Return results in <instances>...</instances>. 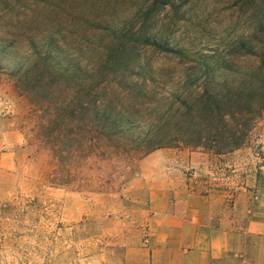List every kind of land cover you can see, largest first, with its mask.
Here are the masks:
<instances>
[{
  "label": "rangeland",
  "instance_id": "obj_1",
  "mask_svg": "<svg viewBox=\"0 0 264 264\" xmlns=\"http://www.w3.org/2000/svg\"><path fill=\"white\" fill-rule=\"evenodd\" d=\"M152 1L58 0L53 11L27 3V10L0 18V49L12 43L7 53L14 56L4 64L7 70L29 64L31 46L53 44L57 67L92 66L110 36L133 25L143 27L150 41L185 52L182 57L140 47L136 63L150 67L153 82L147 86L161 93L193 61L188 52L225 50L250 33V11L241 0H159L147 15ZM61 91L69 94L64 86ZM32 110L9 76L0 74V264H121L128 246L144 247L153 235L141 174H153L161 186L164 178L154 174L170 167L178 182L208 194L214 212L230 225L233 251L225 264H264V118L251 148L221 157L161 149L141 160L122 187L120 181L100 185L97 176L108 171L103 165L93 172L91 188L77 189L47 182L49 157L39 151L36 136L42 113Z\"/></svg>",
  "mask_w": 264,
  "mask_h": 264
},
{
  "label": "trees",
  "instance_id": "obj_2",
  "mask_svg": "<svg viewBox=\"0 0 264 264\" xmlns=\"http://www.w3.org/2000/svg\"><path fill=\"white\" fill-rule=\"evenodd\" d=\"M241 1L250 11V33L225 50L188 52L193 61L161 93L147 86L153 82L150 67L136 63L140 47L182 57L185 52L150 41L143 27L131 25L110 36L104 56L92 66L57 67L49 44L42 50L31 46L30 63L7 70L12 43L0 49V74L9 76L32 111L42 113L36 136L39 151L49 157L47 182L91 188L93 172L106 165L108 171L97 176L100 185L120 181L122 187L137 174V164L157 150L221 157L251 148L264 118V0ZM27 3L58 8V0H0V18L27 10ZM159 3H149L147 15Z\"/></svg>",
  "mask_w": 264,
  "mask_h": 264
},
{
  "label": "crops",
  "instance_id": "obj_3",
  "mask_svg": "<svg viewBox=\"0 0 264 264\" xmlns=\"http://www.w3.org/2000/svg\"><path fill=\"white\" fill-rule=\"evenodd\" d=\"M141 175L149 189L153 235L144 247L128 246L121 264H225L232 257L234 234L208 194L178 182L172 167L154 174L164 178L161 186L153 174Z\"/></svg>",
  "mask_w": 264,
  "mask_h": 264
}]
</instances>
